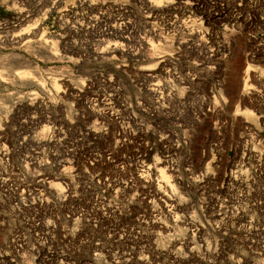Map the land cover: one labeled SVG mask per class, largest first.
<instances>
[{"label": "rangeland", "instance_id": "1", "mask_svg": "<svg viewBox=\"0 0 264 264\" xmlns=\"http://www.w3.org/2000/svg\"><path fill=\"white\" fill-rule=\"evenodd\" d=\"M0 54V264H264V0H0Z\"/></svg>", "mask_w": 264, "mask_h": 264}, {"label": "bare ground", "instance_id": "2", "mask_svg": "<svg viewBox=\"0 0 264 264\" xmlns=\"http://www.w3.org/2000/svg\"><path fill=\"white\" fill-rule=\"evenodd\" d=\"M36 1V0H35ZM147 1V0H146ZM154 2H160V0H153ZM258 1V0H257ZM38 3H40L39 1H38ZM29 18V16L27 15V16H24V15H22L19 19V21H21V22H23V21H26V19H28ZM190 19V18H189ZM30 20V19H29ZM17 21H18V19H17ZM24 23V22H23ZM17 24V23H16ZM22 24V23H21ZM16 26H19V24H17ZM16 26H15V28H16ZM107 29V28H106ZM102 30V29H101ZM100 30V35H99V37H104V36H108V33H106V32H104V28H103V30L101 31ZM26 34H24V36H25ZM35 35L36 34H33V37H35ZM123 38V37H122ZM23 39H24V37H22V35L21 34H19V35H15V36H13L12 37V39H10V41L9 40H6L5 39V42H9V45H18V44H20L22 41H23ZM124 40H123V42L124 41H127V38H123ZM29 40V39H28ZM114 47L116 48V49H119L120 51H121V48H120V46L119 45H117V44H115L114 45ZM96 51V56H97V58L99 59V60H104L105 59V55L107 54V50L106 49H96L95 50ZM51 54V53H50ZM18 62V63H17ZM16 63V65H18V67H20L21 68V66H24L26 69H24V70H22V71H20V72H18L17 71V73H15V75H13L12 76V78H14L15 76H19V78L20 79H22V78H24V79H26V77L28 76V75H30L31 74V72H34V73H36L37 72V68H36V66L34 67L33 65V67L31 66V64H30V62H29V64L28 63H26L24 60H23V57H21V56H16V55H3V54H0V65H12V64H15ZM30 67H32V68H30ZM27 68H30V69H32V71L31 70H28ZM19 70V69H18ZM0 78H1V74H0ZM32 78V77H31ZM244 113H245V115L246 116H251V112L249 111V110H247V109H244V111H243ZM95 113H97V111H95L94 110V114ZM156 170H157V168H156ZM156 170H154V171H156ZM40 182H43V179H41L40 180ZM156 188V187H155ZM159 187H157V192H156V190H155V192L157 193V194H159V193H161V190L160 189H158ZM57 189V188H56ZM59 191V190H58ZM190 223V222H189ZM192 227H193V225H192ZM195 229H197V228H195ZM199 230V229H198ZM198 230H195V232L194 231H192V234H190L189 235V238H190V240H194L195 238H198V234H199V232H198ZM200 235V234H199ZM202 236V235H201ZM199 239V238H198ZM175 244V243H174ZM100 258V256L98 255V254H95V255H93L92 256V259L95 261V260H98Z\"/></svg>", "mask_w": 264, "mask_h": 264}]
</instances>
